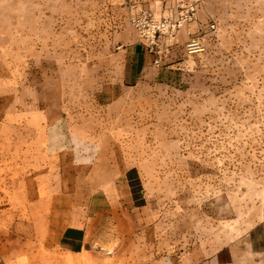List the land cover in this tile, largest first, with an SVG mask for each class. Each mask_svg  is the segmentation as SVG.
I'll list each match as a JSON object with an SVG mask.
<instances>
[{"label": "rangeland", "instance_id": "rangeland-1", "mask_svg": "<svg viewBox=\"0 0 264 264\" xmlns=\"http://www.w3.org/2000/svg\"><path fill=\"white\" fill-rule=\"evenodd\" d=\"M165 1L0 0V164L35 178L51 148L90 150L94 244L130 264L264 223V0H210L201 50L99 103L97 63Z\"/></svg>", "mask_w": 264, "mask_h": 264}, {"label": "crops", "instance_id": "crops-1", "mask_svg": "<svg viewBox=\"0 0 264 264\" xmlns=\"http://www.w3.org/2000/svg\"><path fill=\"white\" fill-rule=\"evenodd\" d=\"M178 1L157 2L151 10L157 16L174 17ZM194 1L198 8L194 21L180 28L173 39L162 37L157 52L147 51L132 35L97 63L94 69L104 78L98 87L100 104L113 105L128 89L161 81L180 66L187 57L185 44L205 28L203 8L210 0ZM58 148L46 152L65 153L58 157L59 162L50 164L48 157L42 158L41 176L35 178L29 172L13 177L11 165L0 164V264H130L94 244L90 150L80 145ZM7 167L8 173L2 171ZM25 168L31 164L25 162ZM17 184L18 190L12 187ZM13 196L24 201L23 209L15 213L6 206ZM13 216L22 218L16 226L1 224ZM138 264H264V223L253 225L244 236L226 244L201 242L179 256H154Z\"/></svg>", "mask_w": 264, "mask_h": 264}, {"label": "built area", "instance_id": "built-area-1", "mask_svg": "<svg viewBox=\"0 0 264 264\" xmlns=\"http://www.w3.org/2000/svg\"><path fill=\"white\" fill-rule=\"evenodd\" d=\"M196 4L178 1L176 13L171 16H157L150 11H140L130 17L129 23L137 38L149 52H157L162 37L173 39L175 33L195 19ZM213 27V26H212ZM200 37H192L185 44L188 53L201 50Z\"/></svg>", "mask_w": 264, "mask_h": 264}]
</instances>
